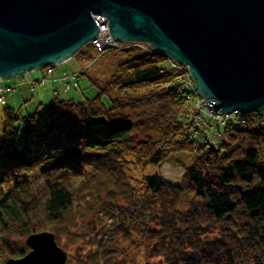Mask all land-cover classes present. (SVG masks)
Wrapping results in <instances>:
<instances>
[{"label": "trees", "instance_id": "1", "mask_svg": "<svg viewBox=\"0 0 264 264\" xmlns=\"http://www.w3.org/2000/svg\"><path fill=\"white\" fill-rule=\"evenodd\" d=\"M135 44L124 50L140 54L122 62L113 81L93 82L99 88L95 98L55 96L32 113L4 103L0 264L29 252L18 239L52 230L59 241L67 229L70 233L75 197L94 187L89 196L104 190L109 196L110 205L105 203L101 213L113 218V231L151 244L147 264H159L150 262L157 258L164 264H264V114L242 113L224 128L219 146L208 139L200 144L186 69L156 49ZM167 60L172 70H165ZM145 85L152 88L137 90ZM96 118L106 121L96 123ZM185 153L193 154L188 165ZM126 161L142 170L163 162L187 170L180 185L159 172L143 174L145 189L139 191ZM186 193L185 211L180 205ZM120 198L128 204H117ZM105 236L85 264H128L114 261V251L106 247L112 239Z\"/></svg>", "mask_w": 264, "mask_h": 264}, {"label": "water", "instance_id": "2", "mask_svg": "<svg viewBox=\"0 0 264 264\" xmlns=\"http://www.w3.org/2000/svg\"><path fill=\"white\" fill-rule=\"evenodd\" d=\"M147 42L187 66L216 111L264 112V0H0V80L73 57L101 32ZM29 252L4 264H66L51 230L30 234Z\"/></svg>", "mask_w": 264, "mask_h": 264}, {"label": "rangeland", "instance_id": "3", "mask_svg": "<svg viewBox=\"0 0 264 264\" xmlns=\"http://www.w3.org/2000/svg\"><path fill=\"white\" fill-rule=\"evenodd\" d=\"M121 43L124 44L121 48L110 47L102 51H99L93 42L86 44L73 57L60 64L62 77H57V79L55 76H57L58 73H56L55 76L52 75L53 67L48 66L29 72L22 77L0 80V86L14 85L1 84L2 82L7 83L6 81H18L26 78L29 80L24 81L28 83V86H31L29 82L35 79L37 80V78H43V69L48 70H46L48 74L45 75L47 81L44 85H37L33 90L28 87L25 89L18 87L14 93L12 92L8 95L7 99L9 104L17 108L20 107L24 113L34 112L39 101L40 103L48 104L55 96H59L62 99H74L75 101H85L95 98L99 94V88L94 83L97 85H106L107 82L113 81L119 74L120 64L140 54L137 50H124L132 41H124ZM135 45L145 51H149L150 48L155 49L147 42L141 41ZM171 64L169 60L163 63L165 70H172L173 66ZM60 78L61 80H59ZM150 88H152V85H145L144 87H138L137 90L148 92ZM14 95H16V99ZM104 101L109 105L107 98H105ZM195 104L196 101H192V103L189 102V109L192 113L198 111ZM3 107L4 104L0 103V131L3 128ZM200 107L202 108V105H200ZM259 113L264 114V112ZM201 118V121L196 123V126L199 127V131L196 133L197 141L200 144H204L208 139L213 145L219 146L224 141V128L227 125L233 124V121L228 123L227 121L221 122L218 119H213L214 121L212 122L211 128L208 129L205 118L203 116H201ZM100 121L103 122L106 121V119L96 118L94 120L96 123H100ZM219 129L221 131H219ZM183 155L185 164H190L193 154L185 153ZM125 163L127 164L126 169L128 170L130 181L139 191H144L145 189V184L142 179L143 174L153 175L159 172L167 181L180 185L187 170L186 166L183 164L169 162H163L160 166L151 165L144 170L132 161H126ZM1 170L2 167L0 164V171ZM166 170L168 171L166 172ZM12 186L13 182L11 180L5 183L7 189H10ZM33 186L34 185L31 184L30 187ZM91 191L96 193L97 190L94 187ZM90 192H84L81 193L80 196L77 195L75 197L71 208V217L74 223L70 225V233L67 229V232L60 235L59 241L57 240L58 244L68 253V261L66 264H85L88 262L89 251L95 249L96 241L100 240L102 236L106 238L105 234H107L110 240L112 239L111 242L107 243L106 247L114 251V261L121 262L123 259H127L128 264H147L145 253L151 244L141 239H136V241L125 239L120 232L113 231L115 229L113 218H110L106 213H101V210L104 208L103 205L109 203V196L106 190L101 194H95V197L89 196ZM189 198L190 195L188 193L183 195V200L180 205L182 210H188L186 207ZM125 203L128 204V201L122 198L117 201V204L121 206ZM108 205H110V203ZM26 239L27 238L24 240L18 239V243H26ZM131 261H133V263ZM154 261L159 264H164L162 258L150 259V262Z\"/></svg>", "mask_w": 264, "mask_h": 264}, {"label": "built area", "instance_id": "4", "mask_svg": "<svg viewBox=\"0 0 264 264\" xmlns=\"http://www.w3.org/2000/svg\"><path fill=\"white\" fill-rule=\"evenodd\" d=\"M97 21L101 26V32H107V39H101L99 36L92 40L93 44L95 47L99 50L102 51L105 48H110V47H118L121 48L124 46L120 41L114 40L113 37L111 36L109 32V28L107 25V19L105 17L97 16ZM132 43H139V42H132ZM171 58V57H170ZM173 61H175L173 58H171ZM177 64L175 66L181 67V68H187L185 65L180 64L179 62L175 61ZM185 86L188 88H192L194 90V95H193V101H196V108L198 111L194 113L193 119L196 123H199L201 121V116L205 118L206 123L208 124V129L211 128L212 122L214 121L213 119H218L219 121H227L228 123L231 121H235L239 116H240V111L236 110L233 113L227 114L223 113L222 111H216L206 105L208 100H205L203 103L202 97L198 94L196 84L189 72L188 69L185 70ZM47 79L45 77L37 80H33L29 82L31 85L30 88L33 90L36 88L37 85H44L46 83ZM22 82H25L24 80ZM26 83V82H25ZM16 89V85H10V86H0V103L4 104L7 101V96L11 94L14 90ZM202 105V108L200 107Z\"/></svg>", "mask_w": 264, "mask_h": 264}, {"label": "crops", "instance_id": "5", "mask_svg": "<svg viewBox=\"0 0 264 264\" xmlns=\"http://www.w3.org/2000/svg\"><path fill=\"white\" fill-rule=\"evenodd\" d=\"M61 65H58V66H55V67H53V74L52 75H56V73H58L57 74V76H55V78L57 79V77L59 78V77H62V74H61V72H62V69H61V67H60ZM47 69H43V74H44V76L43 77H45V75H47L48 74V70L46 71ZM37 79H39V78H37ZM23 80H29L28 78H26V79H21V80H18V81H6L7 83H1V84H5V85H7V84H14V85H16V89L13 91V93L18 89V87H20V88H29L30 89V86H28V83L26 82H22ZM36 80V79H35ZM59 80H61V78L59 79ZM55 81H57V80H55ZM63 83V82H62ZM2 86H4V85H2ZM15 97V99H16V95H14ZM8 97V96H7ZM7 102H8V99H7ZM40 102V101H39ZM9 103V102H8Z\"/></svg>", "mask_w": 264, "mask_h": 264}, {"label": "bare ground", "instance_id": "6", "mask_svg": "<svg viewBox=\"0 0 264 264\" xmlns=\"http://www.w3.org/2000/svg\"><path fill=\"white\" fill-rule=\"evenodd\" d=\"M107 37H108V36H107V32H104V31H103V32H100L99 38H101L102 40H103V39L105 40V39H107ZM167 171H168V170H166V172H167ZM168 178H169V177H168Z\"/></svg>", "mask_w": 264, "mask_h": 264}]
</instances>
